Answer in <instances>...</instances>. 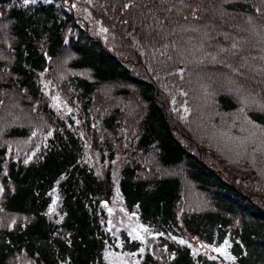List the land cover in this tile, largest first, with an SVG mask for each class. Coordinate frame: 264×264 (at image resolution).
<instances>
[{
    "label": "trees",
    "instance_id": "1",
    "mask_svg": "<svg viewBox=\"0 0 264 264\" xmlns=\"http://www.w3.org/2000/svg\"><path fill=\"white\" fill-rule=\"evenodd\" d=\"M106 1L113 51L59 1L0 0V264H103L116 194L155 234L138 264H264V0Z\"/></svg>",
    "mask_w": 264,
    "mask_h": 264
},
{
    "label": "rangeland",
    "instance_id": "2",
    "mask_svg": "<svg viewBox=\"0 0 264 264\" xmlns=\"http://www.w3.org/2000/svg\"><path fill=\"white\" fill-rule=\"evenodd\" d=\"M59 1L61 5L64 6L74 17L78 18L82 25L94 36L98 39H101V42L112 51L115 50V44L111 40L113 36V28L110 29L108 24H105L101 20V16H103L104 10L111 8V5L106 0H56ZM47 76V75H46ZM44 75V73H39L38 79L42 86L41 95L48 100V104L52 107H56L59 110V114L62 112H66L70 110V107L67 104H64L62 101H58L60 99L57 98L58 91L55 89L49 82L48 78ZM56 92V93H55ZM57 100V101H55ZM180 104L172 105V114L178 116V118H182L184 114H186V107L183 103L179 108ZM73 112L75 111L74 108L71 109ZM174 116V117H175ZM235 145L239 146L235 143ZM35 146V145H34ZM30 148H27V151ZM86 152L91 156V162L95 168V170H99L100 160L102 158L97 157L96 153L88 147H85ZM26 151V152H27ZM206 159L211 160L208 153H206ZM112 163L116 165L115 160H112ZM177 169V168H176ZM190 191V189H189ZM196 196L198 197L199 204L203 205L204 201L199 198V194ZM195 202L196 199H193ZM196 205V203H195ZM101 212L105 216V227H107L112 236L109 238V242H112L113 245L109 244L108 242L103 246L104 249L101 253V257L104 259L102 260L103 264H138V257L134 254V252H128V247L126 246V240L128 237H135L141 240L145 245L147 244V248L149 244L151 246V242L155 239L153 234L147 228H141L138 226L137 221V213L136 210L126 212L124 209V203L122 199L116 194V196H112L108 202L101 204ZM195 209H198L196 206ZM178 212V211H177ZM122 234V235H121ZM157 236V235H156ZM189 242L191 243V250L194 251L197 249H201L204 252L211 254L218 253L225 258V260H230V256L227 255V250L224 245L218 244L212 246L210 250L205 248L203 243L198 239L197 236H189ZM158 239L157 237H155ZM125 239V240H124ZM154 239V240H153ZM124 240V242H122ZM140 251H143L144 246L142 245ZM219 249V251H217ZM146 251V250H145ZM136 256V257H135ZM101 260V259H100ZM98 264V263H97ZM225 264V263H224Z\"/></svg>",
    "mask_w": 264,
    "mask_h": 264
},
{
    "label": "snow or ice",
    "instance_id": "3",
    "mask_svg": "<svg viewBox=\"0 0 264 264\" xmlns=\"http://www.w3.org/2000/svg\"><path fill=\"white\" fill-rule=\"evenodd\" d=\"M181 243H183V241H181ZM227 243V242H226ZM217 251H219V249H217Z\"/></svg>",
    "mask_w": 264,
    "mask_h": 264
},
{
    "label": "water",
    "instance_id": "4",
    "mask_svg": "<svg viewBox=\"0 0 264 264\" xmlns=\"http://www.w3.org/2000/svg\"><path fill=\"white\" fill-rule=\"evenodd\" d=\"M101 203H105L104 201H101Z\"/></svg>",
    "mask_w": 264,
    "mask_h": 264
}]
</instances>
